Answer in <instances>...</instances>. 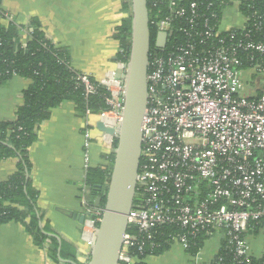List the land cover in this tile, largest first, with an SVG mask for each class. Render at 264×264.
Returning <instances> with one entry per match:
<instances>
[{
	"label": "built area",
	"instance_id": "1",
	"mask_svg": "<svg viewBox=\"0 0 264 264\" xmlns=\"http://www.w3.org/2000/svg\"><path fill=\"white\" fill-rule=\"evenodd\" d=\"M168 1L171 12L152 22L166 41L149 57L137 202L118 264H135L161 230L184 251L202 236L204 245L219 240L216 252L228 240L238 257L250 258L247 237L264 240V42L251 40L245 18L238 34L223 31L222 17L203 12L195 0L190 12ZM204 2L207 11L214 7ZM0 11L4 23L12 21ZM78 80L87 95L94 93L88 75ZM100 85L111 95V111L97 116L116 128L122 83ZM88 212L81 238L90 246L103 209Z\"/></svg>",
	"mask_w": 264,
	"mask_h": 264
},
{
	"label": "crops",
	"instance_id": "2",
	"mask_svg": "<svg viewBox=\"0 0 264 264\" xmlns=\"http://www.w3.org/2000/svg\"><path fill=\"white\" fill-rule=\"evenodd\" d=\"M122 1L2 0L1 8L20 26L37 23L53 44L67 49L74 70L100 84L103 80H116L123 71L118 59L119 42L114 37L126 18ZM244 25L238 4L233 3L223 11V31ZM22 38L25 44L27 34ZM29 85V80L14 76L0 86V123L14 121L17 109L23 104L22 92ZM99 123L97 115L80 117L74 105L65 102L53 109L50 118L40 125L37 140L29 149L31 183L38 193L37 207L56 235L73 246L82 264L88 261L89 246L81 238V225L67 215L82 213L81 204L88 207L96 198L94 190H86L87 174L107 171L112 165L114 138L99 130ZM17 165L16 158L0 162V183L9 179ZM85 196L90 197L89 202ZM211 242L201 249L200 264L208 263L216 252L219 240ZM246 242L253 257L264 254L261 235L248 236ZM50 251L49 243L43 248L34 245L21 224L12 222L0 226V264H67L60 262L58 256L57 260L52 259ZM145 261L147 264H194L193 258L178 244Z\"/></svg>",
	"mask_w": 264,
	"mask_h": 264
},
{
	"label": "trees",
	"instance_id": "3",
	"mask_svg": "<svg viewBox=\"0 0 264 264\" xmlns=\"http://www.w3.org/2000/svg\"><path fill=\"white\" fill-rule=\"evenodd\" d=\"M174 1L176 8L181 7L186 12H190L189 6L194 2V0ZM195 1L198 7L203 8V12H216L219 18L222 17L225 8L233 3L238 4V11L247 20L246 32H251V40L264 42V0H211L214 2V7L209 11L205 8L204 0ZM147 9L150 57L154 50L153 42L157 37V31L152 22L156 20V17L160 18L163 13L171 12V9L168 0H147ZM122 11L126 18L116 29L114 37L120 46L118 59L125 64L131 42L130 0L122 1ZM1 13L2 11H0V86L14 76L29 80L30 85L22 92L23 104L17 109L14 121L0 123V162L8 158L18 160L16 171L7 181L0 183V226L12 222L21 224L32 238L34 245L43 248L46 243H49L51 246L49 256L57 260L59 244L55 238L49 236L56 233L49 223L44 221V216L37 207L38 193L31 183L29 149L37 140L40 125L50 118L53 109L65 102H70L80 117L85 116L86 111L92 115H98L111 111L106 101L111 95L105 87L92 78L90 80L95 91L92 95H87L83 84L78 80L80 72L74 70L70 64L67 49L53 44L37 23L31 22L27 26H20L13 19L11 22L4 23ZM233 31L239 33L237 29ZM24 33L28 36L25 44L22 38ZM115 145L114 139L113 147ZM111 159L113 160V156ZM110 171L111 167L104 172L95 170L89 172L86 177L87 186H101V189L94 190L93 194L96 198L101 197L98 209H103L104 206ZM137 193L136 189V195ZM136 195L134 205L137 202ZM89 203L88 206L91 207L93 202ZM131 230L130 228L128 232L130 233ZM166 233L165 230L159 231L153 249L150 250L151 247L148 246L142 255L137 254L135 264H147L145 261L147 257L160 256L169 251L172 243L166 239ZM61 241V259L82 264L78 262L73 246L64 239ZM227 241L220 242L218 251L206 264H264V254L258 258L238 257L233 246H228ZM204 242L205 239L202 236L194 240L193 245L185 251L186 254L194 258L203 248Z\"/></svg>",
	"mask_w": 264,
	"mask_h": 264
},
{
	"label": "water",
	"instance_id": "4",
	"mask_svg": "<svg viewBox=\"0 0 264 264\" xmlns=\"http://www.w3.org/2000/svg\"><path fill=\"white\" fill-rule=\"evenodd\" d=\"M130 3L131 42L122 74L117 76L123 87L120 121L116 128H107L101 122L98 125L99 130L116 140V145L113 149L102 216L89 246L86 264H118L128 228V215L136 195L142 151V122L147 105L146 76L150 52V28L147 0H130ZM165 41V34L157 35V47L163 49ZM25 175L27 181L28 174ZM100 189L99 185L86 187L87 191ZM85 201L89 202L90 197L85 196ZM100 204L101 197H97L91 207L81 204L82 213H68L67 217L77 220L82 229L89 215L88 208H99ZM49 236L58 241V260L62 263L75 264L61 259V239L57 235Z\"/></svg>",
	"mask_w": 264,
	"mask_h": 264
},
{
	"label": "flooded vegetation",
	"instance_id": "5",
	"mask_svg": "<svg viewBox=\"0 0 264 264\" xmlns=\"http://www.w3.org/2000/svg\"><path fill=\"white\" fill-rule=\"evenodd\" d=\"M153 45H154V48L161 49L160 47H157V45H156V40H154Z\"/></svg>",
	"mask_w": 264,
	"mask_h": 264
},
{
	"label": "rangeland",
	"instance_id": "6",
	"mask_svg": "<svg viewBox=\"0 0 264 264\" xmlns=\"http://www.w3.org/2000/svg\"><path fill=\"white\" fill-rule=\"evenodd\" d=\"M210 243H212V242H209V244H210ZM209 244L207 243V245H206V246H208ZM87 257H88V256H87ZM83 263H84V262H83Z\"/></svg>",
	"mask_w": 264,
	"mask_h": 264
}]
</instances>
